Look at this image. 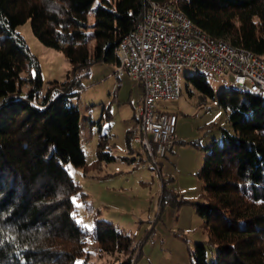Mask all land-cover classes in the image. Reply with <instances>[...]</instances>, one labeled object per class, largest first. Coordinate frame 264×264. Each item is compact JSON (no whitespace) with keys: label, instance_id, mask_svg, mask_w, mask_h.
Instances as JSON below:
<instances>
[{"label":"trees","instance_id":"16d2710c","mask_svg":"<svg viewBox=\"0 0 264 264\" xmlns=\"http://www.w3.org/2000/svg\"><path fill=\"white\" fill-rule=\"evenodd\" d=\"M153 1L173 3L211 37L264 59V0ZM95 2L0 0V264H90V233L78 220L75 202L87 195L68 168L89 171L81 113L72 100L93 66L120 64L119 46L145 14V0H103L93 9ZM28 22L38 40L72 66L65 81L45 92L40 63L16 32ZM208 75L186 79L214 98ZM219 100L230 111V128H220L222 141L205 149L199 177L206 202L193 204L217 254L209 262L208 246L197 243L191 257L194 264H264V92L242 88L227 103L225 93ZM102 106L101 121L90 125L100 127L99 166L115 160L111 135L101 130L102 121L113 120L111 106ZM132 143L133 130L127 135L130 152ZM162 181L160 212L167 203L190 204L170 187L172 179ZM94 237L100 256L123 257L119 264H136L141 255L134 237L108 221L97 222Z\"/></svg>","mask_w":264,"mask_h":264},{"label":"rangeland","instance_id":"374dc122","mask_svg":"<svg viewBox=\"0 0 264 264\" xmlns=\"http://www.w3.org/2000/svg\"><path fill=\"white\" fill-rule=\"evenodd\" d=\"M102 1L96 0L93 9ZM94 22L91 12L89 25ZM16 32L26 40L31 54L40 63L44 92L53 82L67 79L72 69L69 60L62 52L44 46L34 35L30 22L17 27ZM197 73L195 69H186L183 96L175 101L158 104L159 110L178 114L176 137L182 134L181 125L187 137L179 139L183 141L180 163H177V151L169 154L164 166L161 165L162 177L172 179L170 187L190 202L182 207L167 203L161 212V176L149 167L148 162L139 161V165H134L127 160H139L136 151L140 148L133 141V152H130L127 135L128 131L135 128L134 115L141 88L128 74L118 77L117 66L106 62L93 66L89 75L83 79L84 89L72 103L79 107L81 113V141L89 171L72 165L68 168L82 192L87 195L84 199L80 196L75 198V202L78 220L90 233L87 247L90 264H119L123 259L121 257L118 260V256L111 255L100 256L94 237L99 220L108 221L134 237L136 254L141 253L136 264H194L191 252L197 243L208 246L209 262L215 260L217 250L208 244L203 220L197 215L193 204L206 202L204 185L199 177L206 159L205 149L213 140L222 141L220 128H230V111L227 104H221L219 99L225 93L227 103L231 93L242 88L234 85L231 80L209 74L208 82L215 97H205L186 79ZM118 79L121 86L114 99ZM102 105L111 106L113 120L102 121L101 130L102 134L111 135L110 151L115 160L104 162L107 166L104 165L101 170L103 163L100 166L96 163L100 127L90 125L92 120L101 121ZM193 141L199 142V148L191 146ZM99 175L104 177L99 179Z\"/></svg>","mask_w":264,"mask_h":264},{"label":"built area","instance_id":"2783aa9c","mask_svg":"<svg viewBox=\"0 0 264 264\" xmlns=\"http://www.w3.org/2000/svg\"><path fill=\"white\" fill-rule=\"evenodd\" d=\"M117 76L128 74L142 88L133 141L161 176V165L176 143L179 116L158 109L184 94L186 69L231 80L253 93L264 92V59L196 26L173 3L145 0L142 22L120 44Z\"/></svg>","mask_w":264,"mask_h":264},{"label":"crops","instance_id":"0c3cea01","mask_svg":"<svg viewBox=\"0 0 264 264\" xmlns=\"http://www.w3.org/2000/svg\"><path fill=\"white\" fill-rule=\"evenodd\" d=\"M130 76V75H129ZM119 77V76H118ZM130 78L132 79V77L130 76ZM133 80V79H132ZM121 81H120V79H118V84H117V87H116V89L118 90L119 88H120V86H121V83H120ZM143 92V90H142V88L140 89V92H139V102H138V105H137V111H136V113H135V115H134V121H135V125L133 124V127L134 126H136L137 125V123H138V120H139V115H138V108H139V105H140V101H141V98H142V93ZM117 94V93H116ZM116 94L115 95H113L114 96V99L116 98ZM178 125H179V119H178V124H177V128H178ZM176 128V129H177ZM181 135H179L178 137H176V143H175V145H174V148H173V150H172V152H170L169 154H171V153H174L175 151H177V154H178V158H177V163H180V160H181V158H182V153H183V139H186L187 137H186V135H185V131H184V129H183V126L181 125ZM179 139H182V140H179ZM180 145V146H179ZM192 146V145H191ZM189 147V146H188ZM136 153H137V155H138V158H139V160H137V159H135V158H128L127 160L129 161V163H134V165H139V161H142V162H146V159H145V156H144V154H143V152H142V150H138V151H136ZM169 154H168V156H167V158L163 161V163H162V165L164 166V164L166 163V161H167V159L169 158ZM144 164V163H143ZM104 165H106L105 163H103V165H102V167H101V170L102 169H104ZM107 166V165H106ZM99 177V179H102L103 177H104V175L103 176H101V175H99L98 176ZM179 195H181V193H179ZM181 197V196H180Z\"/></svg>","mask_w":264,"mask_h":264}]
</instances>
